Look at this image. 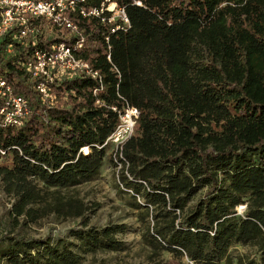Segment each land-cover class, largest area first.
Wrapping results in <instances>:
<instances>
[{
    "label": "trees",
    "instance_id": "16d2710c",
    "mask_svg": "<svg viewBox=\"0 0 264 264\" xmlns=\"http://www.w3.org/2000/svg\"><path fill=\"white\" fill-rule=\"evenodd\" d=\"M134 1L120 0L131 21L125 30L73 15L85 37L79 53L102 81L57 68L50 78L33 75L37 50L75 42L68 30L45 28L19 41L13 27L0 36V79L29 106L19 127L4 125L0 114V159L11 163L1 171L56 187L96 175L119 122L112 107L128 102L140 116L123 145L130 176L123 169L121 181L155 212L145 234L153 250L235 264L230 248L252 244L261 262L245 264H264V0ZM41 80L52 101L38 90ZM22 187L0 234V264H79L86 253L123 248L124 226L88 219L56 238L28 235L18 223L30 212Z\"/></svg>",
    "mask_w": 264,
    "mask_h": 264
},
{
    "label": "rangeland",
    "instance_id": "374dc122",
    "mask_svg": "<svg viewBox=\"0 0 264 264\" xmlns=\"http://www.w3.org/2000/svg\"><path fill=\"white\" fill-rule=\"evenodd\" d=\"M107 153L105 164L96 175L64 187L49 186L35 176H29L27 183L15 177L11 180L1 171L11 163L0 159V234L5 232L8 217L14 218L12 208L21 197L19 187L24 185L22 188L29 189L30 202L26 209L30 212L20 216L18 223L28 235L50 234L56 238L59 231L69 232L81 226L85 219L97 227L109 224L124 226L117 233L124 243L122 249H99L86 253L79 264H199L184 254L153 250L145 234L148 227L152 229L156 223L155 212L149 207L148 213L143 198L122 183L123 170L111 161L112 144L107 146ZM207 189L201 188L189 204L198 201ZM246 206V203L238 205V214H244ZM177 214L182 213L178 211ZM166 219L161 218L162 225L168 221ZM69 240L73 241L72 238ZM230 254L235 264L251 260L261 262L257 248L252 244L235 243L230 248Z\"/></svg>",
    "mask_w": 264,
    "mask_h": 264
},
{
    "label": "built area",
    "instance_id": "2783aa9c",
    "mask_svg": "<svg viewBox=\"0 0 264 264\" xmlns=\"http://www.w3.org/2000/svg\"><path fill=\"white\" fill-rule=\"evenodd\" d=\"M134 3L142 4L139 0H135ZM73 15L97 19L109 25L112 32L125 30L131 26L126 6L120 0H101L99 5L91 4V0H0V36L13 27L19 28L15 35L19 41L30 35H38L45 28L57 29L62 33L68 30L76 36L75 42L69 44L60 41L50 49L37 50L34 60L29 63L33 75L50 78L51 69L57 68L69 73L82 71L102 81L99 71L79 53L85 37ZM106 40L109 41V36ZM108 58L110 59V55ZM37 88L45 99L53 100L45 80H41ZM97 91L98 88L94 90L95 93ZM0 95L3 98L0 114L4 125L21 126L29 115L27 100L16 94L11 85L3 79H0ZM112 108L118 111L119 122L104 145L112 144L115 166L122 170L126 168L125 172L129 175L128 162L123 156V145L132 136L140 111L138 107L128 102L120 109L117 106Z\"/></svg>",
    "mask_w": 264,
    "mask_h": 264
},
{
    "label": "bare ground",
    "instance_id": "6f19581e",
    "mask_svg": "<svg viewBox=\"0 0 264 264\" xmlns=\"http://www.w3.org/2000/svg\"><path fill=\"white\" fill-rule=\"evenodd\" d=\"M88 150V148H84V150L83 151H87Z\"/></svg>",
    "mask_w": 264,
    "mask_h": 264
}]
</instances>
